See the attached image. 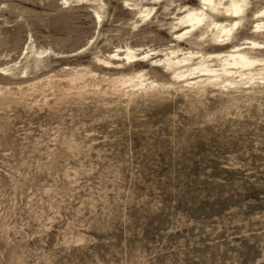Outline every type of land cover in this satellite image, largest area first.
<instances>
[{
  "label": "rangeland",
  "instance_id": "rangeland-1",
  "mask_svg": "<svg viewBox=\"0 0 264 264\" xmlns=\"http://www.w3.org/2000/svg\"><path fill=\"white\" fill-rule=\"evenodd\" d=\"M139 1L0 0V264H264V75L225 87L177 82L154 56L104 67L175 44L158 26L199 4L140 20ZM140 70L160 85L114 82Z\"/></svg>",
  "mask_w": 264,
  "mask_h": 264
},
{
  "label": "bare ground",
  "instance_id": "bare-ground-1",
  "mask_svg": "<svg viewBox=\"0 0 264 264\" xmlns=\"http://www.w3.org/2000/svg\"><path fill=\"white\" fill-rule=\"evenodd\" d=\"M64 1L68 2V0ZM142 1L138 2L140 4H131L136 8L139 7L140 20L147 19L155 9L156 4L166 0H146L149 1L151 7ZM255 3L253 5V0H199L198 6L183 5L179 12L174 13V22L165 23L162 21L161 26H158L170 25L173 30L172 40L175 44L162 51L150 48L142 50L128 45L124 49L121 48L110 53L104 59L99 58L98 61L102 64H109L104 65L106 68L120 69L118 65L121 60L122 62L126 60L145 62L148 57L154 56L150 58L154 66H163L172 73L173 79L177 82L189 81L197 77L199 79L189 83H209L236 87L244 79L245 83L252 82L257 78V75H264V68L258 70L259 72L252 68L256 64L264 66V0H255ZM254 9L252 14V28L254 30L246 33L242 42L235 43L238 35L245 31V26L250 21L251 11ZM95 13L96 18H102L103 14L99 10H96ZM183 40H187L193 48L208 42L213 44L217 51L213 53H206L201 50L196 52L194 50L184 51L180 45ZM220 41L224 43L221 44ZM42 53L43 51L38 54L41 55ZM159 56L161 57L158 58ZM196 58H199L200 61L193 62ZM213 59L220 60V68L213 67L211 64ZM4 70L9 71L11 69ZM80 77L79 71L74 72L71 81L74 82ZM237 77L240 79L237 80ZM262 78L264 79V77ZM114 82L121 84L137 83L146 87L160 85L154 80H148L143 70L133 74L129 79L119 78Z\"/></svg>",
  "mask_w": 264,
  "mask_h": 264
}]
</instances>
